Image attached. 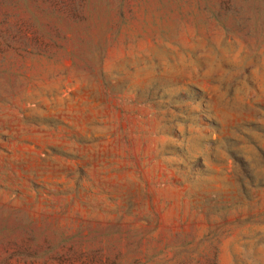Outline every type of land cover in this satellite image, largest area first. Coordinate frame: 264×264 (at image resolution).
Instances as JSON below:
<instances>
[{
    "label": "rangeland",
    "instance_id": "rangeland-1",
    "mask_svg": "<svg viewBox=\"0 0 264 264\" xmlns=\"http://www.w3.org/2000/svg\"><path fill=\"white\" fill-rule=\"evenodd\" d=\"M0 264H264V0H0Z\"/></svg>",
    "mask_w": 264,
    "mask_h": 264
}]
</instances>
